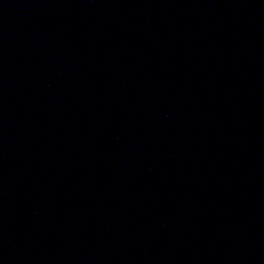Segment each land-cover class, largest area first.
<instances>
[{"label": "water", "instance_id": "1", "mask_svg": "<svg viewBox=\"0 0 264 264\" xmlns=\"http://www.w3.org/2000/svg\"><path fill=\"white\" fill-rule=\"evenodd\" d=\"M0 264H264V0H0Z\"/></svg>", "mask_w": 264, "mask_h": 264}]
</instances>
